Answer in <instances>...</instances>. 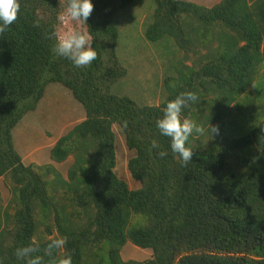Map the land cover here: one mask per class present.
I'll return each instance as SVG.
<instances>
[{
    "label": "trees",
    "instance_id": "16d2710c",
    "mask_svg": "<svg viewBox=\"0 0 264 264\" xmlns=\"http://www.w3.org/2000/svg\"><path fill=\"white\" fill-rule=\"evenodd\" d=\"M61 1L18 0L17 20L0 33V177L13 208H0V264H22L15 250L32 245L48 264L46 245L60 237L67 243L54 256L70 254L72 264H264V0L211 7L152 0L148 41L212 28L217 42L203 63L166 81L164 99L152 104L117 85L128 69L118 59L115 17L134 0H91L84 26L97 58L82 68L56 56L55 39L46 38L57 35ZM48 83L68 89L85 113L49 149L56 163L72 156L66 176L52 164L25 165L13 142V129ZM188 91L199 102L182 115L217 125L219 134L191 136L186 146L194 154L184 165L156 121L167 101ZM118 133L132 151L135 189L113 170ZM127 241L151 249V257L122 259Z\"/></svg>",
    "mask_w": 264,
    "mask_h": 264
},
{
    "label": "rangeland",
    "instance_id": "374dc122",
    "mask_svg": "<svg viewBox=\"0 0 264 264\" xmlns=\"http://www.w3.org/2000/svg\"><path fill=\"white\" fill-rule=\"evenodd\" d=\"M205 7H211L221 0H184ZM252 1H249L251 3ZM64 2L58 5V17L63 12ZM155 4L152 0H134L130 5L120 9L115 17L119 27L117 55L128 69V76L119 80L120 91L125 95L139 99L144 104L160 103L166 93L164 85L166 81L177 76L182 67L198 66L205 61L206 54L211 46H216L215 30L197 28L186 36L175 38L164 33L160 40L150 42L144 36L145 28L153 22ZM59 20V18H58ZM57 28V36L73 28L85 32V26L78 21H60ZM148 92V93H147ZM142 93H146L144 96ZM153 93L154 101L151 94ZM150 96V97H146ZM146 98V99H145ZM149 99V100H147ZM82 105L72 96L71 92L58 83H48L44 94L34 110L24 114L20 122L13 129L14 146L19 152L25 165L52 164L63 176H66L67 168L72 162V156L65 161L56 163L49 158V149L56 139L72 128L84 117ZM115 125V124H114ZM117 131L116 126H114ZM117 161L113 168L118 178L126 181L129 188L139 187V182L134 181L127 169V160L131 155L127 149L123 137L118 133ZM9 187L0 177V208L4 211H13ZM58 236L56 232L49 238ZM36 239V238H35ZM34 239V240H35ZM124 260L134 259L143 261L151 257L152 251L141 248L127 241L120 251Z\"/></svg>",
    "mask_w": 264,
    "mask_h": 264
},
{
    "label": "clouds",
    "instance_id": "9594fccd",
    "mask_svg": "<svg viewBox=\"0 0 264 264\" xmlns=\"http://www.w3.org/2000/svg\"><path fill=\"white\" fill-rule=\"evenodd\" d=\"M190 2V1H189ZM91 0H66L63 12L59 15V20L78 21L81 26L86 25V21L93 12ZM20 4L18 0H0V33H4L18 17ZM38 26V24L36 25ZM47 39H55L53 51L56 56L70 60L75 67L82 68L89 66L97 58V52L92 45V39L87 32L73 28L62 35L55 33L46 36ZM199 102V98L194 92H181L174 99L166 102L162 116L157 119L156 127L159 132L170 138V147L173 153L177 154L182 164L187 165L193 157V149L187 147L191 136L219 134L217 125L207 124V128L198 124L195 120L182 115L183 109L191 104ZM152 147L159 145L152 141ZM161 157L167 155L166 152L159 153ZM67 243L66 237L50 240L46 248L51 259L48 264H72V256L65 254L59 258L54 256L55 250L64 248ZM40 248L38 245L18 247L14 255L22 264H45V259L41 255H36Z\"/></svg>",
    "mask_w": 264,
    "mask_h": 264
}]
</instances>
